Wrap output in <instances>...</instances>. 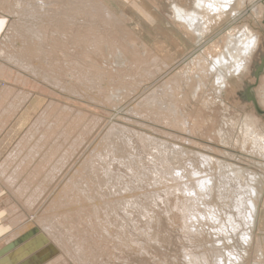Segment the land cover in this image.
<instances>
[{"label":"rangeland","instance_id":"rangeland-1","mask_svg":"<svg viewBox=\"0 0 264 264\" xmlns=\"http://www.w3.org/2000/svg\"><path fill=\"white\" fill-rule=\"evenodd\" d=\"M14 1H10L11 4ZM77 1H82L88 8L87 15L72 23L60 22L58 27L48 26L51 36L45 49L53 50L48 61L57 65L59 83L51 85L24 72L0 55V90L12 87L15 90L13 95L29 92V99L16 116L19 123L13 130L14 143L11 142V147L0 156V166L36 120L43 117V124H51L60 119L65 131L70 128L73 130L71 138L83 134L86 135V140L73 154L69 170L61 175L63 181L58 178L50 183L47 191L51 193L48 192L40 204L42 208L46 202V208L49 205L47 202L54 199L51 195L62 191L61 186L67 182L65 177L69 171L74 173L87 157L92 161L95 159V164L87 166V174L91 178L89 184L82 181L73 186L77 203L69 206L70 211L82 208V212L75 215V227L79 228L81 241L85 240L94 249V252H89L91 256L86 252L89 257L86 264H187L184 249L194 251L195 254L207 252L210 247L208 239L196 237L192 240L197 243H193L189 239V236L194 237L192 233L184 230L180 222L173 224L169 221L176 208V200L168 192L171 183L155 181L149 173L162 170L169 175L173 170L182 169L180 173L186 175L187 169L195 166L192 169L202 170L205 173L203 176L219 179L221 175L216 174L217 170L204 161L206 157H210L220 161L227 173L232 169L231 166L247 170L249 174L244 185L256 177L254 175L264 176V0L261 1L262 15L254 19L249 14L244 23L259 35V46L247 68L240 67L241 73L231 76L223 95L219 92L223 84L216 83L217 74L210 70L218 59H209L210 63L202 72L194 67L192 59L200 53V47L204 46L201 44L214 42L224 32L231 30L226 22L220 26L213 22L211 33L205 37L204 42L199 43L196 36L188 34L180 25L173 10V0ZM177 1L183 9L190 12L195 10L193 0ZM248 4H252L251 0H248ZM14 10L15 13L0 10V50L10 42L12 26L18 20L23 25L35 24L28 16L25 19L19 18L16 14L19 12L18 8L15 7ZM240 32L236 28L235 33ZM104 44L109 47V55L95 57L94 51L104 54ZM123 55L127 63H117V59H122ZM73 60L76 64H73ZM81 63L83 67L93 66L105 74L102 82L109 83L105 90L104 87L98 91H84L83 87H64L75 80L76 68L79 69ZM220 64L222 65L221 61ZM164 65H168L167 68ZM176 71L183 73V76L178 75V83L170 82L168 85L173 94V100H170L165 94L164 84ZM172 72L174 73L171 74ZM231 72L232 69L229 73ZM110 82L115 89L107 92L112 86ZM204 91L205 95L201 100L199 95ZM157 94L163 97L156 99ZM151 98L156 99L160 105L165 104L169 109L167 116L154 115L147 109H136L138 103ZM169 103L173 104L169 106ZM179 115L181 122H177ZM9 129L7 127V131ZM61 129L59 127L58 130ZM103 138L106 142L104 147L113 150L109 153L102 151L104 155H109L107 160L110 161V166L105 163L106 158L94 150ZM56 141L64 143L61 133L57 135ZM176 174L177 172L175 176ZM63 175L65 176L62 177ZM198 180L201 178L195 177L191 182L187 177L181 183L193 189L198 197L207 198V203H213L219 197L222 184L217 180L215 190L209 197V190H201ZM230 181L227 179V186ZM22 186V182L9 186L0 177V264L5 258H9L11 264H49L63 257L67 259V263L63 259L59 263L76 264L47 235V239L42 237V242L36 241L45 233L33 215L41 208L36 209L35 213L29 210L28 190L24 194L15 192ZM235 193L234 186L227 187L223 192L230 199ZM179 194L182 195V192L179 191ZM262 199L255 245L243 239V233L247 231L244 223L238 230L229 229L233 244L240 245L233 248H237L238 252L246 249L253 254L252 264H264V243L260 241V235L264 233V194ZM128 202H134L137 211L126 217L124 209ZM66 209L69 210L68 207L64 210ZM97 209H105L107 213V219L100 220L99 224L94 216ZM148 210L155 212L154 217L148 215ZM217 210L227 224L225 213L232 210L228 208L225 212L220 207ZM156 212L159 213V219H156ZM61 213L66 214L70 221L74 216L71 213ZM233 213L238 217L236 209ZM90 218L95 225L93 227L87 224ZM31 222L34 225H30ZM24 226L32 227L22 236L16 237L19 232L17 229ZM109 229L115 230L118 237L133 240L136 243L134 248L114 239L109 240ZM26 245H36L37 249L14 259L18 250ZM139 245L146 250L142 251ZM78 263L81 264L80 261Z\"/></svg>","mask_w":264,"mask_h":264},{"label":"bare ground","instance_id":"bare-ground-1","mask_svg":"<svg viewBox=\"0 0 264 264\" xmlns=\"http://www.w3.org/2000/svg\"><path fill=\"white\" fill-rule=\"evenodd\" d=\"M10 1L12 0H0V10L8 12L13 11L15 13L14 8L16 7L19 10V12L16 13L19 18L25 19L28 16V18L32 19V22H35V24L23 25L20 20L17 19L18 21H15L16 24H14L11 29L12 33L9 38L10 42L8 41V43L0 50L1 57L8 60L9 63L14 64V66H18L24 72L32 74L41 80H45L51 85L59 83L57 80L59 79L58 77L60 76V73L56 68L57 65L53 62L49 63L50 61H48L53 50L47 51L45 49L47 40L49 41V36H51L49 35L50 30H48V26L58 27L60 22L65 24L69 22L72 23L80 17L87 15L88 8L84 6L82 1L77 0H15L13 4H11L12 2ZM261 1L262 0H251L252 4H248V0H193L195 3V10L190 12L188 9L180 7L177 0H173V10L176 18L180 21V25L188 34L196 36L199 43L204 42L203 40L207 38L206 36L211 33L213 22L218 26L223 22H226L229 27H231V30L224 32L223 36H220L216 41L201 44L204 46L200 47V53H197L195 58L192 59L194 67L201 72L206 65L210 63L209 59H218L215 65L210 67V70L217 74L216 83L220 82L223 84L220 86L221 88L219 91L222 95L223 92L225 93V88L232 79L231 76L241 73V69H239L240 67L247 68L248 63L252 60V57L259 46V35L253 31L250 25H244V23H246L249 14H251L254 19H258L262 15L263 7ZM9 5H11V10H9ZM241 24L242 26H240ZM236 28H239L241 32L236 34ZM103 49H105L104 54L94 51L93 54L95 57L99 55L108 56L109 47L104 44ZM223 57L224 59H222ZM74 61L75 60L72 61L73 64H76ZM76 62L79 63L78 61ZM117 63L126 64V57L124 56L122 59L120 58V60L117 59ZM79 66V69L76 68L77 72H75V75L77 77H75V80L64 87H71L74 89L75 87H83L82 89L84 91H98L104 87L103 90H105L109 83L102 82L105 79V74H103L101 70L98 71L94 69L93 66H87L90 70L84 66L85 69L82 63ZM164 66L167 68L168 65ZM70 68L72 69L73 66H70ZM230 69H232L231 73H229ZM73 70L76 71L75 69ZM173 73L174 72L171 74ZM173 75L174 76L169 78L167 76V82L164 84L166 88L165 94H167L170 100H173V94L168 85H170V82L178 83V75L183 76V73L180 74L176 71V74ZM110 84L112 86H110L107 92H111L115 89L113 83L110 82ZM14 91L15 90L12 87H5L4 90H0V156L6 152L11 142H13V130L19 123L16 121V116L29 99V92L16 91V93H18L15 94V97V95H13ZM204 95L205 91L200 93L199 96L201 97V100H203ZM156 96V99L163 97V95L158 94ZM156 99L151 98L150 100L142 101L135 107L137 110L147 109L150 113L157 116H167L169 109L164 103L160 105ZM170 104L173 103H169V106ZM163 106H165V108ZM176 111L177 114H179V110L176 109ZM42 121L43 117L36 120V123H33L34 125L29 129L28 133L25 136H21L24 138H21L22 140L13 150L10 149L12 151L9 152L10 154L0 166V177H2L4 183L9 186H14L18 182H22L23 186L21 189L14 187V189H17L15 192L18 194H24L28 190L29 197L27 205L29 210H33L34 213L36 209L41 208L42 204L40 203L45 197H47L46 195L49 192L47 191V186L54 180H58V178L61 180L63 179L61 178V175L65 170H69V164L71 165L70 162H73V154L86 140V135L83 134L76 138H71L73 130L70 128L65 131L66 128H64L65 126L61 123L60 119L56 122H51V124H49V122L43 124ZM181 121L182 118L179 115L177 122ZM79 122L80 120L77 121V123ZM202 123H204V121H202ZM7 127L10 128L8 131ZM59 127H62V129L58 130ZM59 133H61L65 144L56 141V137ZM141 136L143 137V135ZM69 137L71 139H69ZM104 138L94 150L98 151L100 156L106 158L105 163L110 166V161L107 160L109 155H104L102 151L109 153L113 152V150L104 147L106 143ZM142 139H144V137ZM164 158H166V156ZM204 161H206L207 165H211L217 170L216 174L218 176L221 175L219 179L218 177L210 178L203 176L205 173L202 170L198 168L192 169L196 168L195 166L189 170L187 169L186 175L180 173L182 169H179L178 171L173 170L171 171L172 174L169 175H166L167 172L162 170H158L155 173H149L150 177L155 181H161L165 184L171 183L168 186V192L174 197V200H176V203L174 202L176 208L174 210V216L169 218V221L173 224L180 222L184 230H188L194 235V237L189 236V239L193 243H197L196 240H192L196 237L208 239L207 243L210 245L208 249L209 251L204 247L207 252L195 254L193 253L194 251L184 249L186 263L252 264L254 258L252 257L254 256L253 254L249 253L246 249H243V252H238L237 248H233L240 245L233 244V240H231L229 236V229L233 231L238 230L240 225L244 223L247 226V231L246 233H243V239L249 240L251 245L256 244L255 234L259 223L257 219L260 216L259 205L263 201L264 176L254 175L256 177L247 181L246 185H244L246 182V176L249 174L247 170L237 166H231L232 169L227 173L222 168V163L220 161L210 157H206ZM135 162L137 163L138 160ZM90 163L95 164V159L92 161L90 157H87L77 169L75 168L76 171L74 173L73 171H71L72 174L70 171L69 174L65 173L67 182L63 184V187L61 186L62 191H59L57 194L55 192L51 195L53 196L52 199H54H51L52 201L49 203L47 202V205H49H46V208L44 205L45 202L42 208L39 211H36L37 213L39 212V214H33L35 215L34 220L37 221L45 231V233L40 235L41 238H38L36 241L38 242L41 240L42 242V237L45 236L46 238L47 235L55 242L56 247L61 248L76 264H79L78 261H80L81 264L88 263V254L91 256L89 252H94V249L90 247V244L86 243L85 240L81 241L79 228L75 227V215H79L82 212V208H74V211H70L69 207L77 203L76 195L73 192V186L79 185L82 181L85 184H89L91 178L88 177L87 166ZM179 166H182V164H179ZM31 169L34 171L31 172ZM175 172H177L176 176ZM67 175L69 177H67ZM64 176L65 175L62 177ZM187 177L191 182L195 177H200L201 180H198V186L201 190H209L207 192L209 197L212 196L215 190L214 186L218 180V182L222 184L219 188V190L221 189L220 194H218L219 197H217L213 203H207V198L198 197L193 189L187 188L185 183L182 185V180L185 181ZM227 179L231 180L228 182V186ZM77 180L79 182H77ZM178 182L180 184H178ZM232 186L236 188V193L234 194V197L230 199V197L224 196L223 192L227 190V187ZM238 188L239 191H237ZM179 191L182 192V195L179 194ZM214 197H216L215 194ZM66 207H68V211L67 209L64 210ZM218 207L221 208V211L225 210V212H227L228 208L232 210L231 212L225 213L227 224L223 217H221V212L217 210ZM234 209L237 210L238 217L234 215ZM124 210L127 215L126 217H129L134 215L133 213L137 211V206L134 205V202H128V206ZM61 212L71 213L74 216H72V220L70 221L69 217ZM147 213L149 216L154 217V211L148 210ZM94 216L99 224L100 220L107 219L106 210L97 209ZM156 219H159V213L157 212ZM92 222L93 221L90 218L87 224L93 227L95 225H93ZM31 224L33 223L31 222L30 225ZM124 224L127 225V222H124ZM31 227L32 226H24V228L21 227L17 229L19 232H17L16 237L22 236L26 231L28 232ZM115 229H117V227ZM107 234L109 240L114 239L122 244H128L129 248H134L136 245V243L128 237H118L115 230L113 231L112 229H109ZM260 241L261 243H264L263 232L260 235ZM99 243L100 242H98V244ZM71 246L73 248H71ZM139 246L141 248L142 245ZM141 250L144 251L146 249L143 250L141 248ZM44 254L45 251H43L42 255ZM96 254H99V252ZM246 257H248V262H246ZM61 259L65 262L67 261L64 257ZM61 259L57 258L49 264H62V262L59 263V260Z\"/></svg>","mask_w":264,"mask_h":264},{"label":"crops","instance_id":"crops-1","mask_svg":"<svg viewBox=\"0 0 264 264\" xmlns=\"http://www.w3.org/2000/svg\"><path fill=\"white\" fill-rule=\"evenodd\" d=\"M37 249L36 245H26L25 248H21L20 250H18L17 254H15L14 259L16 258H21L23 256H26L27 254H29V252L33 251ZM10 259L9 258H5L2 262V264H8L10 263ZM11 264V263H10Z\"/></svg>","mask_w":264,"mask_h":264}]
</instances>
